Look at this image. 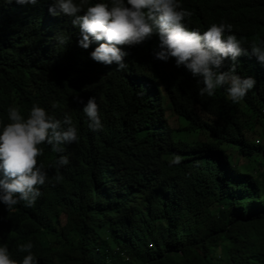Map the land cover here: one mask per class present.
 I'll list each match as a JSON object with an SVG mask.
<instances>
[{
	"label": "trees",
	"instance_id": "obj_1",
	"mask_svg": "<svg viewBox=\"0 0 264 264\" xmlns=\"http://www.w3.org/2000/svg\"><path fill=\"white\" fill-rule=\"evenodd\" d=\"M100 2L110 4L85 9ZM177 2L192 13L189 30L232 25L248 52L236 75L256 81L241 102L226 88L200 95L199 78L156 58L157 34L118 46L128 55L117 71L90 58L102 42L79 46L74 17L49 12L55 0H0V132L10 107L27 118L36 104L61 122L70 115L78 134L61 153L38 146L48 179L33 206L0 203V246L18 264L27 243L38 264H264V64L250 50L264 41V0ZM91 97L95 132L82 110ZM61 155L69 163L57 169Z\"/></svg>",
	"mask_w": 264,
	"mask_h": 264
},
{
	"label": "clouds",
	"instance_id": "obj_2",
	"mask_svg": "<svg viewBox=\"0 0 264 264\" xmlns=\"http://www.w3.org/2000/svg\"><path fill=\"white\" fill-rule=\"evenodd\" d=\"M15 2L34 4L36 0ZM86 4L87 0H79V3L55 0V6L49 8V12L74 17L72 24L79 28L81 48L88 49L93 42H102L90 53V58L97 63L106 66L115 63L117 71H121L127 67L123 61L128 53L118 46L139 45L157 34L160 50L156 58L161 61L174 58L176 67L183 66L194 78H199L203 85L200 95L211 97L217 89L226 88L231 101L239 103L255 86L252 77L236 75L237 57L248 52L232 34L231 24L213 23L203 34L189 30L183 21L192 13L183 9L177 0H110V4L100 2L85 9ZM82 11L84 14L78 15ZM64 42L61 38L60 43ZM250 50L264 64V41L253 43ZM225 59H230L231 64L227 71H220ZM77 102L84 104L79 98ZM82 110L90 122L89 128L94 132L101 130L103 125L95 97L89 98ZM8 119L10 123L0 132V203L11 210L21 201L28 207L33 206L41 195L37 186L44 185L48 179L43 167L37 166L44 152L38 146L46 142L52 151L61 153L65 151L61 145L73 144L78 140V134L70 115L66 114L61 122L36 104L27 118L19 107H10ZM68 163V157L61 155L56 160V167L59 169ZM56 179L61 177L58 175ZM32 248L31 243L20 246L19 250L27 255L19 264H38ZM0 264H18L10 258L7 245L0 246Z\"/></svg>",
	"mask_w": 264,
	"mask_h": 264
},
{
	"label": "rangeland",
	"instance_id": "obj_3",
	"mask_svg": "<svg viewBox=\"0 0 264 264\" xmlns=\"http://www.w3.org/2000/svg\"><path fill=\"white\" fill-rule=\"evenodd\" d=\"M169 122H170V124H171L173 127H174V126H177L176 124H178L177 121L174 120V119H170ZM230 153L233 154L235 157H237L235 151L233 152V151L230 150ZM234 156H233V157H234ZM253 156H254V155H253ZM252 159H253V158H251L250 161H252ZM250 161H249L248 159H245V160L242 159V160L239 161L238 165L243 166V165H245L246 163L249 162V163L247 164V168L251 169V164H252V162H250ZM220 206H226V207L229 208V210H231V207H230L231 205H230V203L228 202V200H223L222 202H220ZM214 208H215V207H214Z\"/></svg>",
	"mask_w": 264,
	"mask_h": 264
},
{
	"label": "bare ground",
	"instance_id": "obj_4",
	"mask_svg": "<svg viewBox=\"0 0 264 264\" xmlns=\"http://www.w3.org/2000/svg\"><path fill=\"white\" fill-rule=\"evenodd\" d=\"M78 157V156H77ZM79 158V157H78ZM77 160V159H76Z\"/></svg>",
	"mask_w": 264,
	"mask_h": 264
}]
</instances>
